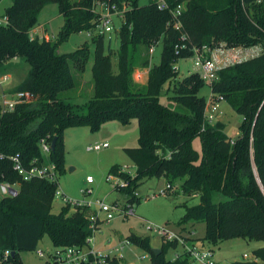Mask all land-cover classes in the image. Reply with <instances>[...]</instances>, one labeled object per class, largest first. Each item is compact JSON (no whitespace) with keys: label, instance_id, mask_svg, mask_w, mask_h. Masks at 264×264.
<instances>
[{"label":"trees","instance_id":"obj_1","mask_svg":"<svg viewBox=\"0 0 264 264\" xmlns=\"http://www.w3.org/2000/svg\"><path fill=\"white\" fill-rule=\"evenodd\" d=\"M96 1L12 0L5 11L8 24L0 25V67L10 60L24 59L30 70L13 92L30 93L34 100L5 114L0 107V183L20 186L18 197L0 198V247L11 250L20 260L22 253L34 252L45 236L57 247L87 246L88 239L100 231L96 212L65 205L59 214H53L59 184L46 179L24 181L12 159L17 157L27 168L33 162L41 165L40 142L56 139L50 158L61 175L66 170L68 130L86 127L96 134L108 122L126 127L133 120L138 122V147L125 153L136 168L135 177L123 173L119 166L108 174L129 182L128 187L117 190L127 196L129 205L140 204L136 193L145 181L165 179L164 196L179 186L185 196L199 198L198 205H184L179 225L191 224L194 229L204 223L203 246L213 248L235 239L264 244V0H167L170 10L166 11L150 1L141 5L140 0H109L128 6L118 32L120 46L114 53L106 47L104 36L92 38L93 96L75 104L64 93L77 88L78 79L82 82L91 49L88 43L70 54H61L59 49L72 35L95 31ZM50 4L58 6L64 20L56 40L31 38L40 13ZM180 5L184 11L176 29L171 11ZM160 42V62L151 66L141 48L151 49ZM183 44L186 49L176 54V47ZM203 47L261 49L259 56L221 69L211 87L215 96L223 97L243 117L234 140L221 122L204 130L207 100L200 92L208 85L200 74L178 78L175 64L192 58L193 50ZM114 56L118 59L117 73L113 70ZM140 69H149L144 85L134 78ZM162 95L186 112L163 104ZM198 138L202 155L193 147ZM218 196L223 200L216 202ZM127 240L148 251L151 264H191L186 253L177 260L166 259L169 250L178 248L176 241L165 242L157 256L149 238L131 234ZM254 258L231 264L264 262V245L254 252Z\"/></svg>","mask_w":264,"mask_h":264},{"label":"rangeland","instance_id":"obj_2","mask_svg":"<svg viewBox=\"0 0 264 264\" xmlns=\"http://www.w3.org/2000/svg\"><path fill=\"white\" fill-rule=\"evenodd\" d=\"M148 2L149 0H140L141 5H147ZM11 3L12 0H0V17L4 16L5 11L10 7ZM38 20V26L45 27L47 35L52 40H56L64 23L63 18L60 17L58 6L55 4L47 5L40 13ZM119 26H121V23L118 21L116 23V31L104 36L106 47L111 48L114 53L118 51L120 46L118 38ZM97 36H99L97 32L72 35L59 49L61 54H70L79 50L86 43L89 44L91 49V56L86 71L82 75V82L78 79L77 88L64 93V96H71V101L75 104H83L93 96L92 68L94 65L95 48L92 38ZM224 48L222 47L221 50H218L214 56L221 63L226 61L225 56H227L228 50H231L225 48V51L223 50ZM141 50L144 55L149 56L151 66L159 64L162 42L153 49V53L152 48L142 47ZM242 50L238 49L237 51L241 52ZM249 51L257 52L258 55L261 53L259 47L249 49ZM213 53L208 54V57L210 55L213 56ZM248 59L250 58L242 57L238 62ZM112 62L113 70L117 73L118 59L116 56L112 58ZM175 68L179 72V79L197 72V69L194 67L193 58L178 61L175 64ZM29 69L30 66L24 59L8 61L0 67V85L3 88L6 87L4 90L16 91L17 88H11L21 84L27 77ZM5 77H9V79L5 81ZM210 95L211 88L209 86H205L200 92V96L204 97L207 101ZM161 102L175 111L186 112L181 107L170 104L166 95L161 96ZM221 113H224L223 116H221ZM213 115L215 116V121L211 125L212 127L221 122L224 124L225 132L229 138L234 140L239 135V127L243 122V117L238 115L230 105L224 103L222 111L220 110L219 113ZM66 136V170L57 177L59 191L71 201L90 204L92 207L89 208L96 212L97 218L101 222L100 231L94 234V246L96 249L108 252L124 242L129 235L136 234L142 238H149L152 249L161 250L162 245L167 240L156 232L165 228L168 232L175 233L184 243L181 244L178 241V248L176 250L171 249L166 254V259L173 261L176 255H181L185 252L186 246L203 241L206 234V225L204 223L197 224L194 229H192L191 224L185 226L179 225L181 218L185 214L184 205H198L199 198L185 196L178 185L175 188V192L171 195L158 196L159 192L165 188L167 184L166 180L150 179L145 181L136 193L141 199L140 204L131 206L127 203V196L118 192V187L113 188L112 182L108 180L109 171L114 166H119L123 170H128L133 174L136 172V168L126 155L125 150L138 147L139 131L137 120H133L126 127L115 121L108 122L96 134L91 133L86 127L74 128L68 130ZM95 143L108 144L109 148L99 152H88L87 148ZM193 147L200 155L203 154L202 143L199 138L194 140ZM88 178L93 179V184H87ZM87 190L91 191V194L83 195L82 193ZM221 200H223L221 196L215 199L216 202ZM97 202H104L116 207L119 212L116 218L109 223L105 221L106 215L98 211ZM85 204L84 207H87ZM65 205L63 199L60 196H56L53 202L52 213L59 214ZM131 208L135 212L134 215L129 213ZM73 212L74 209H72L71 213ZM184 228L187 230L185 231ZM260 244V242L256 241L235 239L225 241L211 249L214 251V261L216 264L247 263L253 261V259L255 260L253 251ZM205 246L209 247V245ZM53 247L51 240L47 236L42 239L38 246L39 250L51 251ZM245 255L248 258H245ZM125 257L127 261H122V264H151L150 253L136 246H133L131 251L127 250ZM138 257H144V259L138 260ZM20 258L22 264H44V261L34 252L22 253ZM259 264H264V262H260Z\"/></svg>","mask_w":264,"mask_h":264},{"label":"built area","instance_id":"obj_3","mask_svg":"<svg viewBox=\"0 0 264 264\" xmlns=\"http://www.w3.org/2000/svg\"><path fill=\"white\" fill-rule=\"evenodd\" d=\"M154 3L160 11L170 10V6L167 0H149ZM128 10V6L125 3H112L109 0H98L95 2L93 11L98 15V24L95 28L94 32H97L99 36L110 35L112 32L116 31V23L124 19V14ZM184 11V6H178L174 11H171L176 23L175 28L179 29L180 25L178 19L182 16ZM8 19L3 16L0 17V25H7ZM120 28V26H119ZM119 30V29H118ZM92 32H89L91 34ZM31 38L34 37V32L30 33ZM186 37L182 38V41H185ZM155 47L152 48V53L154 52ZM222 48V47H221ZM211 50L208 47H203L202 49H194V56L192 57L194 60V67L197 69V72L200 74L202 80L211 88L212 85L218 80V72L225 68L226 66L233 65L237 63L241 58V52H238V49L228 50L226 61L221 63V61H217L216 53L218 50ZM177 52L183 49H186V45L177 46ZM225 50V48L223 49ZM226 51V50H225ZM214 52V53H213ZM220 52V51H219ZM213 56H209L208 54H212ZM221 65V66H220ZM176 69V68H175ZM177 70V69H176ZM8 80V77H5V81ZM0 107L2 114L12 112L16 108L17 105L23 103H29L34 100V96L27 92H10L4 90L3 86L0 85ZM225 102L223 97L215 96L211 91V95L209 100L207 101L205 116H204V130L207 127H212L211 125L215 121V116L213 114H217L220 112L221 103ZM212 114V115H211ZM207 122V124H206ZM52 142H48L47 140H42L40 142V149L43 155V163L36 164L33 162V166L30 168L25 167L21 161L15 157L12 159L14 163V168L16 172L23 178L24 181L28 182L33 179H46L51 182H57L58 173L56 171L55 165L51 162V148ZM109 148L108 144H100L95 143L87 148L88 152H99L103 149ZM122 172L135 177V174L131 173L128 170H123ZM109 181L112 182L113 188L118 187H128L129 182L119 178L116 175H109ZM87 184H93V179L88 178ZM0 193L1 199L3 198H16L20 193V186L18 183L11 182H1L0 183ZM83 195L91 194V191H85L82 193ZM163 189L160 191V195L164 196ZM56 196H60L66 205L74 206V207H84L85 203L74 202L66 197L57 190ZM138 197V195L136 194ZM87 207H92L90 204H85ZM98 211L104 213L106 215L105 221L108 223L116 218V215L119 213L118 209L113 205L106 204L104 202H97ZM131 215H134L135 212L133 208H131ZM98 232V231H97ZM158 235L165 237L167 242H178L184 244L181 239L173 232H168L165 228L158 230L156 232ZM135 246L129 240H125L120 243L119 246L111 249L106 252L104 250H98L94 246V236L88 239L87 246H74V247H66V246H54L51 250H39L37 248L34 253L44 261V264H111L112 261H127L125 257V252L131 251L132 247ZM137 247V246H136ZM186 254H189L191 258V264H216L214 261V251L211 248H206L201 243H195L190 246L185 247ZM14 252L8 249H3L0 247V264H22V262L16 259V254L13 255ZM180 255H176L174 260H177ZM248 258L247 255L244 256ZM144 257H138V260H143ZM129 264V263H128Z\"/></svg>","mask_w":264,"mask_h":264},{"label":"crops","instance_id":"obj_4","mask_svg":"<svg viewBox=\"0 0 264 264\" xmlns=\"http://www.w3.org/2000/svg\"><path fill=\"white\" fill-rule=\"evenodd\" d=\"M149 3V2H148ZM12 4V3H11ZM11 6V5H10ZM40 16V15H39ZM60 17H62L61 15H60ZM38 22H39V20H38ZM32 32H34V37H38V38H40V39H46V40H52L48 35H47V30H46V28L45 27H43V26H36V28L35 29H33L32 30ZM47 37V38H46ZM60 52V51H59ZM241 54H242V57H247V58H254V57H256V56H259L258 55V53L257 52H254V51H249V49H247V50H242L241 51ZM15 60H18V59H15ZM30 70V69H29ZM29 72V71H28ZM148 75H149V69H144V70H138L136 73H135V76H134V78H135V81L137 82V83H139V84H146L147 83V81H148ZM8 79H9V77H8ZM25 80V79H24ZM23 80V81H24ZM22 81V82H23ZM22 82H21V84H22ZM145 82V83H144ZM21 84H19L17 87H19ZM17 87H14V88H11V89H15V88H17ZM6 88V87H5ZM4 88V89H5ZM7 89H9V88H7ZM6 91H10V90H6ZM10 92H12V91H10ZM224 103H226V102H222L221 103V108H220V110L222 111V105L224 104ZM222 115L221 116H223V114L224 113H221ZM66 138H67V136H66ZM66 144H67V142H66ZM200 243V242H199ZM261 243V242H260ZM263 243H261L260 245H257L256 247H255V249H254V251H253V253L256 251V250H258V249H260L261 247H263ZM206 247V246H205ZM206 248H210V247H206ZM254 257V256H253ZM253 261H254V259H253ZM252 262V261H251ZM260 262H258L257 264H259Z\"/></svg>","mask_w":264,"mask_h":264},{"label":"water","instance_id":"obj_5","mask_svg":"<svg viewBox=\"0 0 264 264\" xmlns=\"http://www.w3.org/2000/svg\"><path fill=\"white\" fill-rule=\"evenodd\" d=\"M51 148H52V152H54L55 149H56V139L53 140L52 145H51ZM262 189H263V188H262ZM263 191H264V189H263ZM153 251H154V253H155L157 256L161 253V250H158V249H153ZM13 255H15V253H14Z\"/></svg>","mask_w":264,"mask_h":264}]
</instances>
